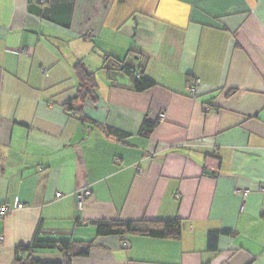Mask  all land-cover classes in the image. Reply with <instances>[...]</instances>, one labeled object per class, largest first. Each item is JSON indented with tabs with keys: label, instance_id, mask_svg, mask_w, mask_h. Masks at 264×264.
Segmentation results:
<instances>
[{
	"label": "crops",
	"instance_id": "1",
	"mask_svg": "<svg viewBox=\"0 0 264 264\" xmlns=\"http://www.w3.org/2000/svg\"><path fill=\"white\" fill-rule=\"evenodd\" d=\"M78 61L96 88L72 106L92 122L65 110ZM261 188L264 0H0V203L24 204L0 264L63 262L16 254L35 236L93 242L70 264H264ZM112 219H176L179 236L97 235Z\"/></svg>",
	"mask_w": 264,
	"mask_h": 264
},
{
	"label": "trees",
	"instance_id": "2",
	"mask_svg": "<svg viewBox=\"0 0 264 264\" xmlns=\"http://www.w3.org/2000/svg\"><path fill=\"white\" fill-rule=\"evenodd\" d=\"M132 78V86L135 91H143L150 87L153 82L148 78H145L142 73H136L131 70L128 66H122ZM75 74L79 80L78 89L73 99L68 101L65 105L66 111L75 113L80 121H89L83 116L80 109H76L72 106L73 101L83 102L86 98H92L93 92L96 88L95 85V73L89 72L82 61H78L74 65ZM153 128V124L145 121L142 130L145 133L149 132ZM107 132L119 139L124 137V134L107 128ZM97 235H126V234H137L151 237L161 238H177L179 236V222L178 220L168 221H156V220H103L96 223ZM93 242H45L39 241L35 236L33 241L28 245L19 246L15 252H31L36 248L56 249L63 255V262L61 263H46L37 260H27L28 264H70L73 257L76 256H87ZM17 261L18 258H17Z\"/></svg>",
	"mask_w": 264,
	"mask_h": 264
},
{
	"label": "built area",
	"instance_id": "3",
	"mask_svg": "<svg viewBox=\"0 0 264 264\" xmlns=\"http://www.w3.org/2000/svg\"><path fill=\"white\" fill-rule=\"evenodd\" d=\"M39 2H44L45 0H38ZM200 88V82L198 79H193L188 84V94L189 96L195 97L198 93V90ZM205 111H209L210 107L209 105L204 106ZM160 119H163L164 114L161 113L159 115ZM261 190L264 191V188H261ZM61 194L57 193L56 196L59 197ZM92 191L90 187L84 186L80 189H78L75 192V198H76V209L79 211H83L86 201L91 197ZM24 204L17 203L14 207L8 206L7 204L0 203V222L10 213H12L14 210H18L23 208ZM4 244V235L0 231V249L2 248Z\"/></svg>",
	"mask_w": 264,
	"mask_h": 264
}]
</instances>
